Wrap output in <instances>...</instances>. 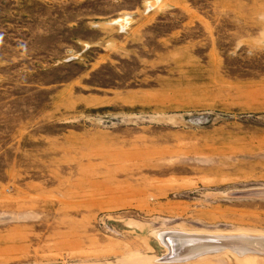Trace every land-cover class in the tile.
Returning <instances> with one entry per match:
<instances>
[{
  "label": "rangeland",
  "instance_id": "1",
  "mask_svg": "<svg viewBox=\"0 0 264 264\" xmlns=\"http://www.w3.org/2000/svg\"><path fill=\"white\" fill-rule=\"evenodd\" d=\"M0 264H264V0H0Z\"/></svg>",
  "mask_w": 264,
  "mask_h": 264
},
{
  "label": "bare ground",
  "instance_id": "2",
  "mask_svg": "<svg viewBox=\"0 0 264 264\" xmlns=\"http://www.w3.org/2000/svg\"><path fill=\"white\" fill-rule=\"evenodd\" d=\"M172 237H173L172 235L167 234V235H165L164 240H163V241L166 243V245H168L170 251L177 250L176 245L174 244L175 241H174V239H173ZM176 242H177V241H176ZM180 242H181V241H179V242H177V243H180ZM173 244H174V246H173ZM173 247H174V248H173ZM194 249H195V248L189 250V251L187 252V254H188V253L195 252ZM191 255H192V254H191ZM167 260H168V259H167Z\"/></svg>",
  "mask_w": 264,
  "mask_h": 264
},
{
  "label": "water",
  "instance_id": "3",
  "mask_svg": "<svg viewBox=\"0 0 264 264\" xmlns=\"http://www.w3.org/2000/svg\"><path fill=\"white\" fill-rule=\"evenodd\" d=\"M190 241H192V240H190ZM240 246V245H239Z\"/></svg>",
  "mask_w": 264,
  "mask_h": 264
}]
</instances>
